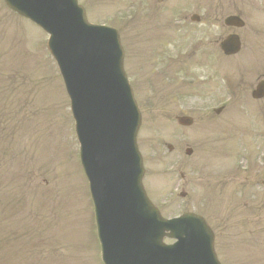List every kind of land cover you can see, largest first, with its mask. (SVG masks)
<instances>
[{"label":"rangeland","instance_id":"obj_1","mask_svg":"<svg viewBox=\"0 0 264 264\" xmlns=\"http://www.w3.org/2000/svg\"><path fill=\"white\" fill-rule=\"evenodd\" d=\"M194 1L209 23L206 36L201 26L192 32L177 25L156 32L150 25L110 22L121 34L125 70L141 102L138 143L145 160L144 186L157 206L167 202L164 216L199 212L215 229L219 256L225 233L227 243L239 242L232 261L250 264L252 240L264 250V189L255 193L264 180V101H253L246 86L255 85L264 73L250 67L242 71L240 57H221L220 64L219 43L231 33L224 19L242 8L247 19L240 32L247 43L244 55L264 54V0ZM81 2L95 24L123 13L109 0ZM234 4L237 10L236 5L229 8ZM176 8L170 4L165 15L177 24ZM194 11L195 5L182 10V17ZM47 41L45 32L0 0V264H100L98 245L90 240L93 208L70 102ZM161 49H167L170 66L176 67L167 76L158 70L157 62H164ZM192 51L200 53L191 57ZM230 85L235 90L229 108L220 115H202L200 110L228 98ZM183 115L195 124L181 128L176 117ZM187 147L193 149L191 157L184 155ZM176 162H183L188 195L172 203L180 178L169 168ZM243 164L251 169L243 172ZM222 190L237 196L212 201H221L216 207L208 203L209 197H221ZM226 219L230 228L224 230ZM256 264H264V254Z\"/></svg>","mask_w":264,"mask_h":264},{"label":"water","instance_id":"obj_2","mask_svg":"<svg viewBox=\"0 0 264 264\" xmlns=\"http://www.w3.org/2000/svg\"><path fill=\"white\" fill-rule=\"evenodd\" d=\"M6 1L52 36L49 48L72 100L106 264L124 259L132 264H217L213 256L210 261H199L208 254L197 229L199 246L184 244L187 223L175 224L180 229V243L173 247L162 244L169 225L153 213L142 187V161L135 146L140 115L123 71L118 33L90 25L76 0ZM233 21L237 20L227 23ZM233 40L223 46L225 53L232 52ZM127 132L132 136L129 148L123 142ZM138 207L142 214H135L138 223H129ZM138 225L142 228L135 233ZM209 251L212 253L211 245Z\"/></svg>","mask_w":264,"mask_h":264}]
</instances>
